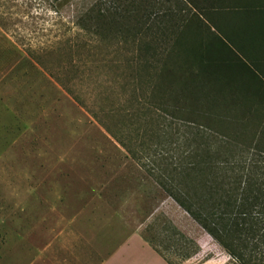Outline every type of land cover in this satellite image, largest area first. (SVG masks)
<instances>
[{
    "label": "trees",
    "instance_id": "16d2710c",
    "mask_svg": "<svg viewBox=\"0 0 264 264\" xmlns=\"http://www.w3.org/2000/svg\"><path fill=\"white\" fill-rule=\"evenodd\" d=\"M164 2L98 1L75 19L89 51L127 53L74 60L96 89L107 74L91 117L132 159L149 154L141 168L231 259L264 264V0Z\"/></svg>",
    "mask_w": 264,
    "mask_h": 264
},
{
    "label": "rangeland",
    "instance_id": "374dc122",
    "mask_svg": "<svg viewBox=\"0 0 264 264\" xmlns=\"http://www.w3.org/2000/svg\"><path fill=\"white\" fill-rule=\"evenodd\" d=\"M98 1L0 0V264H99L151 213L182 212L141 168L149 154L91 117L107 74L97 90L74 60L127 55L89 51L74 24Z\"/></svg>",
    "mask_w": 264,
    "mask_h": 264
},
{
    "label": "crops",
    "instance_id": "0c3cea01",
    "mask_svg": "<svg viewBox=\"0 0 264 264\" xmlns=\"http://www.w3.org/2000/svg\"><path fill=\"white\" fill-rule=\"evenodd\" d=\"M238 31L239 24H216ZM257 45V41H255ZM251 50V49H250ZM260 60L261 48L251 50ZM167 204L178 207L168 198ZM189 219V221L187 220ZM99 264H237L184 212L151 213Z\"/></svg>",
    "mask_w": 264,
    "mask_h": 264
}]
</instances>
